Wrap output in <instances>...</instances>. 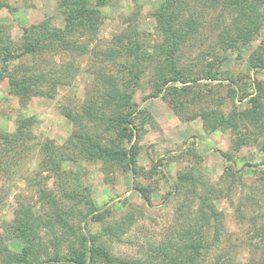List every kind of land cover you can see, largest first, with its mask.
Wrapping results in <instances>:
<instances>
[{"label":"trees","instance_id":"1","mask_svg":"<svg viewBox=\"0 0 264 264\" xmlns=\"http://www.w3.org/2000/svg\"><path fill=\"white\" fill-rule=\"evenodd\" d=\"M9 1L0 0V9L12 12ZM109 2L57 0L62 23L44 17L22 27L18 42L0 24V80L6 81L8 94L17 101L13 130L0 129V179L12 183L28 154L33 149L39 153L37 171L25 176L37 200L32 204L17 199L11 219L2 223L0 264H201L210 247L207 233L213 228L217 240L222 230L223 214L215 204L221 192L194 170V164L170 178L162 157L150 170L138 165L142 127L153 125L140 105L148 99L169 98L180 123L199 120L206 135L228 132L236 151L256 142L264 156V39L248 56L247 74L235 75L229 67L233 53L264 36V0H162L153 13L160 38L156 44L141 41V33L127 17L108 45L99 49L93 44L106 21L102 8ZM204 44L207 49L197 55L198 62H183L188 52ZM88 57L92 67L84 71L81 61ZM82 71L90 80L84 82L79 101L74 85ZM221 87L226 96L218 94ZM61 89L70 90L75 101L58 106L69 127L67 137L60 144L52 139L35 144L37 120L27 115V108L34 98L55 100ZM227 99L234 101L224 110ZM219 153L232 163L224 167V176L239 177L233 156ZM191 154L197 166L201 157L194 146ZM83 165L98 167L105 185L116 182L112 175L117 170L130 174L131 189L147 205L156 189L139 179L150 181L161 171L170 188L166 198L181 197L177 233L158 248L150 247L143 260L111 256L108 241L120 239L133 217L128 213L104 222ZM43 174L54 178L62 199L47 189ZM76 219L83 225L74 224ZM90 223L99 230L90 231ZM11 240L18 242L19 252L8 248Z\"/></svg>","mask_w":264,"mask_h":264},{"label":"rangeland","instance_id":"2","mask_svg":"<svg viewBox=\"0 0 264 264\" xmlns=\"http://www.w3.org/2000/svg\"><path fill=\"white\" fill-rule=\"evenodd\" d=\"M161 1L110 0L102 8L106 21L93 45L99 49L105 48L110 42L109 37L113 33H118L124 26L121 20L125 21L129 17L134 27L141 33V41H146L153 46L160 40L155 28L153 13ZM9 4L13 11L0 9V24L6 26V32L14 42L19 41L22 27L38 23L44 17L52 16L56 24L62 23L57 13V0H10ZM212 38L211 35L209 40L211 41ZM263 39L264 36L259 35L238 53H233L229 67L235 75L247 74L248 56ZM206 45H197L198 47L185 55L183 62L185 64L190 61L198 62L196 57L207 49ZM56 58L55 62L59 60V56ZM62 59L68 61L67 57H62ZM81 65L84 71H86L84 68L90 69L92 66L89 57L87 60H82ZM84 71L77 77L74 85L76 99L79 101L82 99L84 82L90 80ZM218 94L226 96V88H218ZM70 101L75 103L68 89L59 90L53 101L32 99L27 108V115L34 116L37 120L33 128L35 144L45 139H52L57 144L63 142L67 137L69 127L66 120L59 114L58 106ZM233 101L227 99L222 108L224 110L230 108ZM168 102H170L169 98H158L140 103L141 107L147 110V118L152 120L153 125L145 124L142 127L138 165L150 170L152 163L162 157L167 160L164 164H167L166 175L170 178L176 171L194 164V170L207 176L220 190L221 198L216 200L215 204L218 211L223 214L220 223L222 230L217 240L213 238L215 232L213 228L207 233L206 239L210 247L205 256L201 257V264H264V235L262 233L264 228V175H262L264 165L261 163L264 156L259 152V144L256 142L253 144L252 141V145L242 146L236 151L232 145L234 137L230 133L214 132L206 135L199 120L182 124L173 115ZM16 103V99L8 94L6 81L0 80V129L13 130L17 115ZM137 124H140L139 121ZM193 146L201 157L197 166L191 154ZM185 150H190V152L186 153ZM220 151L233 156L232 162L239 177L231 180L224 176V167L232 163L223 158ZM183 155L187 158H182ZM38 159L39 153L37 149H33L24 159L22 171L14 177L12 183L9 184L0 179L2 194L0 233L2 223L11 219L13 210L17 206V199L35 204L36 191L25 181V178L31 177L37 171ZM83 167L89 172L87 179H90L93 185L94 204L100 210L104 222L118 221L128 213L133 217L132 225L120 239L108 241L111 256L129 261L143 260L150 247L158 248L168 237L177 233L174 231L178 230V220H182L179 219L177 212L181 197L166 198L165 194L170 188L169 184L161 178V171L153 174L150 181L139 179L142 183H153L152 188L156 189L151 196V204L147 205L131 189L130 174L117 170L112 175L116 182L112 185H105L98 167L93 165H83ZM43 176L49 175L43 174ZM44 181L47 189L52 190L61 198L54 178L50 176ZM124 199L127 200V204H122ZM68 206L69 204L62 203L64 209ZM73 223L83 225L77 219ZM88 227L92 232L99 230V225L94 223L88 224ZM7 246L14 252L20 251V245L15 240L9 241Z\"/></svg>","mask_w":264,"mask_h":264}]
</instances>
